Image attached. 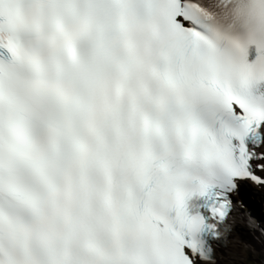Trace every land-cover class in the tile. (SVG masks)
<instances>
[{"label": "bare ground", "instance_id": "bare-ground-1", "mask_svg": "<svg viewBox=\"0 0 264 264\" xmlns=\"http://www.w3.org/2000/svg\"><path fill=\"white\" fill-rule=\"evenodd\" d=\"M258 163L264 168V143L258 150ZM245 185L255 197L250 198L247 204L242 206L243 209L240 207L224 245L218 246L213 259L204 264H225L226 261L239 256L241 251L251 249L264 258V235L260 236L261 230H264V185L249 181H246ZM258 196L262 197L261 201L257 199Z\"/></svg>", "mask_w": 264, "mask_h": 264}, {"label": "rangeland", "instance_id": "rangeland-1", "mask_svg": "<svg viewBox=\"0 0 264 264\" xmlns=\"http://www.w3.org/2000/svg\"><path fill=\"white\" fill-rule=\"evenodd\" d=\"M262 175L264 176V168L259 169ZM255 250H246L241 251L240 255L236 258H232L226 261L225 264H264V258L262 255H259ZM204 264V263H201Z\"/></svg>", "mask_w": 264, "mask_h": 264}]
</instances>
